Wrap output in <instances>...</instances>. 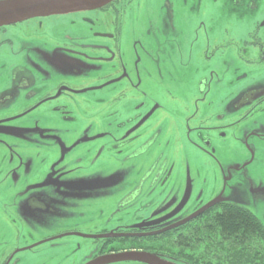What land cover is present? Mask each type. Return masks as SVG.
<instances>
[{
    "label": "rangeland",
    "instance_id": "obj_1",
    "mask_svg": "<svg viewBox=\"0 0 264 264\" xmlns=\"http://www.w3.org/2000/svg\"><path fill=\"white\" fill-rule=\"evenodd\" d=\"M226 1H230V7L224 9L223 0H123L127 10L119 17L120 25L108 17V26L94 25L91 30L90 21L70 15L45 19L41 26L34 19L0 32V179L4 173L18 175L15 183L9 179L0 183V252L9 251L8 243L14 241L16 232L21 234V229L30 231L33 241L56 235L60 230L90 235L102 229L127 228L140 219L166 211L170 205L163 204L159 211L151 212L127 207L117 211L124 190L131 187L140 173L149 174L150 161L156 158L154 148L143 147L126 162L122 155L102 154L93 166L92 155L88 153L94 142L86 140L90 136L85 129H91L90 133L96 136L111 132L108 125L112 117L129 106L127 100L132 105L131 100L139 93H145L147 98L143 110L159 104L152 123L168 125L167 136L170 133L173 136L166 148L164 139L156 145L176 168L165 195L181 190L186 174L183 181L189 180L194 195L202 191L209 201L237 202L251 210L264 225V98L240 103L242 95H249L248 90L264 84V62H259L255 50L239 51L245 40L250 41L248 33L255 30V22H264V0H257L255 13L242 16L232 10L235 5L232 0ZM67 18L71 19L67 27L76 32H69L70 35L79 36L75 40L62 39L58 30L52 28L54 24L65 26ZM99 18L102 21L107 17ZM116 28L120 30L116 41L90 36L92 31L116 34ZM257 35L264 42V25ZM28 38L37 41L27 47ZM55 42L91 46L108 42L105 45L110 48L84 50L94 60L87 59L83 65L90 67L93 63L96 68V71L88 68L84 76H72L67 65H62L64 72L54 69L47 72L49 67L45 63H36L37 67L22 65L19 71L18 65L13 66L23 59L37 62L39 53L52 50L50 45ZM29 50L30 55L25 56ZM113 50L121 61L113 59ZM99 56H109L110 60L100 62L95 59ZM119 62L131 79L140 80L139 88L122 85L123 98H117L110 114V101L119 95V87L103 89L105 96L97 99L99 103H93L102 108H91L92 98L76 99L82 110L75 113L78 124L54 117L56 114L48 106H40L42 95H24L27 86L19 81L20 74L26 75L30 85L41 91L50 89L49 82L60 80L70 85H98L99 80L89 81L105 75L115 78ZM2 90H14L16 94L3 103L1 99L6 96ZM256 92L264 94V87ZM30 105L33 109L27 107ZM208 127H216L215 132L208 131ZM189 128L191 132L186 130ZM202 131L210 134L208 154L194 143L192 133ZM70 133L73 135L68 138ZM171 148L173 152H169ZM58 173L67 174L65 182L97 186L62 185L60 189L58 183L52 185L48 180ZM26 175L49 182L50 185H40L38 189L44 192V202L58 215L51 213L42 218L39 213L32 217L22 214L18 193L21 184L27 181ZM148 188L147 182V192ZM31 191L34 192V186ZM3 220L9 225L5 230ZM54 242L53 246L42 243L21 253L20 264H85L95 247V239L86 236L71 235Z\"/></svg>",
    "mask_w": 264,
    "mask_h": 264
},
{
    "label": "flooded vegetation",
    "instance_id": "obj_2",
    "mask_svg": "<svg viewBox=\"0 0 264 264\" xmlns=\"http://www.w3.org/2000/svg\"><path fill=\"white\" fill-rule=\"evenodd\" d=\"M127 2L129 1H126L125 3ZM232 2L235 4L232 10L235 11L239 16H242L244 14L250 15L252 13H255L257 10V0H232ZM125 3L123 2V0H113L108 4L91 11L76 12V13H70L64 15H54V16H48L42 18H33L13 25L2 26L0 27V32L2 31L4 32L7 27L13 28L17 25L27 23L34 19L38 20L39 26H41L42 24L41 22L45 19L66 17L70 15H73V17L75 18L80 17L83 20L85 19L90 21L91 30L94 28V25L99 26L104 24L105 26H108L110 24L108 17H111L115 23L120 25L119 17L127 10ZM223 4H224V9L230 7V1L223 0ZM100 16L107 18L106 20H103L102 18L101 21L99 18ZM62 19H66V18H62ZM67 20L68 22L66 23L65 26H61L58 24L52 25L53 30L54 31L58 30V36L61 37L62 39L66 38V39L75 40L79 38L78 35L74 37L70 35L69 32L71 33H76V32L71 31L67 27L71 19L67 18ZM262 25H264V22H255V30H253L251 33H248V40L250 41L245 40L242 47L239 49V51L241 52H249L255 50L258 56V60L261 63L264 62V42H262V40L258 38L257 30ZM116 31H117L116 34L107 33L105 31H92L90 36L116 41L115 39L119 36L120 30L116 28ZM27 40H28L26 42L27 47L33 46V42L37 41L36 39H30V38H28ZM60 43L63 44H58L57 42L51 44L50 46L52 47V50L50 51L43 50L42 52H40L39 53L40 57L37 62L29 61L28 59H23V60H18L15 64H13V66L18 65L17 70L19 71L22 65L32 64L35 67H37L38 63H45L49 67V69H47V72L51 71L52 69L56 71L64 72L65 69L62 68V65H67L68 71L72 74V76H84L85 71L89 70L88 68L94 69V71H96V68L93 67L94 66L93 63L91 64L90 67L83 65L87 59L90 61L94 60V58H92L93 56L88 57L87 52L84 50L89 49L90 51L94 52L95 50L102 51L103 48H110L109 46H107L108 42L105 43L107 45L102 43L101 45L94 44L93 46H91V44L78 45L76 43H67V42H60ZM113 46H117V43L114 44ZM30 52L31 51L29 50L25 54V56L30 55ZM112 53L115 55V56L113 55V59L119 58V61H121V56L119 54H116L114 50ZM95 59L100 62L110 60L109 56H99ZM125 69L126 68L123 67V64L119 62V66L115 70V74H114L115 78L113 77L108 78V76L106 75L99 77L97 76L95 77L94 80L89 82L99 80V84L90 85V86H81L76 84L70 85L65 83L66 80H64V82L60 80L57 83L49 82L50 89L41 91L39 88H34L33 86L30 85V83L26 80V75L20 74L19 81L21 82V85L27 86L28 90L24 92V95L28 97H35L38 94L42 95L40 97L41 101L39 102L40 106L42 104L48 106L49 110L53 112V114L54 113L56 114L54 115V117L56 116L58 118H63L67 121H73L78 124V119L75 113L77 112V110H80L81 113L82 110L81 108H78L79 105L75 102L76 99L83 98V100H87V99L89 100V98H92V100H89L90 104L99 103L97 99H100L103 96H105V92L103 89H106L107 87L108 88L113 87L114 90H116L115 87L120 88L122 85L123 86L130 85L133 88H137V89L139 88L140 80L131 79L130 75L125 71ZM263 87L264 84L259 85L257 88H254L251 91L248 90L247 92L249 95L248 96L242 95V97L240 98L241 100L240 103L247 104L250 103L251 101L253 102L254 99L260 100L264 98V94L256 92L258 88H263ZM124 92L125 90L120 88V93L118 92L119 95L114 97L110 101L112 105V110L109 111V114L115 108L114 102L119 97L122 99L123 97L121 95L124 94ZM2 93H4L6 96V97H2L1 99L3 103H6L8 98L16 94L14 90L12 91L2 90ZM145 99H147L145 97V93H139L135 98L131 100L132 105L129 104L130 100H127V105L129 106L125 108L124 111L121 112L120 114L112 117L113 120L108 125L109 130L111 132L108 131L109 133L105 132L103 134L96 136L95 133L94 134L90 133L91 129H85L87 136H90L87 137L86 140L89 141L93 140L94 142V145H92V147L88 149V153H91L92 155V159H90V161L93 163L92 164L93 166L94 163L97 162V159L102 154H107L110 157L111 155H115V156L122 155V160L126 162L130 158H133L136 155H138L141 148L143 147L154 148L153 155L156 158L155 161L154 160L150 161V167L147 169L149 174L146 175V172H144L143 174L140 173L137 176L136 181L131 185V187L125 190L123 189L124 194L121 196V201H123L126 204H124L123 202L118 203L117 211H120L121 209L127 207L132 210L143 211L144 209H146L151 212V211H159L160 207L163 204H167L168 206L170 205L169 207L167 206L168 208L166 209V211L160 215L153 216L152 218L140 219L133 226H129L127 228L117 227L111 230L102 229L99 231H95L94 233H90V235H85L84 233H82L83 234L82 235L76 232V230H60L57 231L56 235H53L51 237H46L41 240L33 241V236H31L30 231L21 229L22 230L21 234L19 235L18 233L19 231L16 232L14 241L8 243L10 245V248L8 247L9 251L5 252L3 249L0 252V259H1L0 264H20V261L22 259V257L20 256L21 253L26 252L28 250H33L34 247L42 243H49V246H53L55 244L54 242L55 239H61L63 237H67L71 235L80 238L81 236H86L89 239H95V242L93 244L95 245L94 252L93 249H91L92 253L90 254L89 258L86 261L87 263L85 264L94 262L104 255L110 253H116V252H123V251H148L159 254L158 251L156 250H149V249L146 250L143 248H135V247H126L125 249L117 250L114 247L113 243H115V241L119 243H125L130 240H139L147 236L162 234L165 231L172 230L173 228L175 229L183 224L180 223L182 220L189 217L194 212L195 213L198 212L200 209H203L205 205H207L209 199H205L203 197L202 191L201 192L198 191L200 194H198L197 192L194 195L191 191L189 180L187 179L183 181V179L186 178V174H184V177L182 179V183H183L182 189L176 190L175 194L172 193L171 195L168 194L165 195L167 187L170 185V179L172 177V174L174 173L176 168L174 164L169 162L168 156L162 153L161 148L156 147V145H158L164 139L163 144L165 145L166 148V145L170 144L173 136L171 133L167 136L166 128L168 125L152 123L154 114L158 109L159 104L154 103L147 109L143 110V107L145 106ZM27 107H31V105ZM33 107H31V109H33ZM90 107L102 108L103 106L96 107L95 104H93L90 105ZM186 130L188 132L192 131L190 128ZM215 130L216 127H208V131H211L212 133L215 132ZM171 131H174V129H171ZM192 134L193 137H195L194 143L200 144L202 149L200 148L199 149L205 151L203 152L204 154H208L211 150L210 134L209 133L204 134L203 131L202 134L201 133H196V134L192 133ZM70 135H73V133H70L68 138H71ZM67 141L69 142V140ZM173 151L174 148H171L169 150V152H173ZM4 175L5 176L2 177V179H0V183L1 180L5 181L6 179H9L12 183L18 181L17 174L4 173ZM55 175L56 177H51L48 180L49 182H51L52 185L58 183L60 189L62 185L67 186L68 188H94L97 186L94 183L75 185L70 182H65L66 180L64 177L67 176L66 173H58ZM26 176H27L26 179L27 181L23 185L21 184V190L18 193L19 195L18 202L19 204H21V207L23 209V211L21 210L22 214L24 213L25 215L32 217L34 213H39L42 215V218L51 213L54 215H58L59 213H54L53 212L54 209L48 206V204L44 202L42 196L44 192L38 189L40 185L42 186L50 185L49 182L40 181V178L34 179L33 177H29L28 175ZM31 179L33 184H30ZM147 182L149 183L148 192H147ZM156 183H158V185ZM33 186H34V192L31 191V187ZM115 198H118V195H116ZM210 207L212 206H209L206 210L210 209ZM175 210H177V212L173 215H170ZM202 212H199L196 215H194L192 217V220L195 217L201 215ZM10 220L14 222L12 218ZM189 221H191V219ZM1 223L4 227V230L9 227V225L6 224L4 220ZM21 223L22 225L24 224L23 219H21ZM17 243H20L21 245H17ZM75 254L76 253H74V255ZM159 256L167 259L166 257H164L165 255L164 256L159 255ZM177 264H193V262H186V263L177 262Z\"/></svg>",
    "mask_w": 264,
    "mask_h": 264
},
{
    "label": "trees",
    "instance_id": "obj_3",
    "mask_svg": "<svg viewBox=\"0 0 264 264\" xmlns=\"http://www.w3.org/2000/svg\"><path fill=\"white\" fill-rule=\"evenodd\" d=\"M113 244L117 250H156L157 255L176 263L264 264V225L248 208L227 200H217L210 209L175 229Z\"/></svg>",
    "mask_w": 264,
    "mask_h": 264
},
{
    "label": "water",
    "instance_id": "obj_4",
    "mask_svg": "<svg viewBox=\"0 0 264 264\" xmlns=\"http://www.w3.org/2000/svg\"><path fill=\"white\" fill-rule=\"evenodd\" d=\"M111 1L112 0H0V26L22 22L35 17H45L88 10L91 11L98 9ZM215 201L208 203L203 209L193 213L180 223H183L197 213L202 212V210L215 203ZM176 212L177 210L173 211L170 215H173ZM118 261H137L144 264H176L155 254L138 251L103 256L89 264H105Z\"/></svg>",
    "mask_w": 264,
    "mask_h": 264
},
{
    "label": "snow or ice",
    "instance_id": "obj_5",
    "mask_svg": "<svg viewBox=\"0 0 264 264\" xmlns=\"http://www.w3.org/2000/svg\"><path fill=\"white\" fill-rule=\"evenodd\" d=\"M262 195H264V194H262Z\"/></svg>",
    "mask_w": 264,
    "mask_h": 264
}]
</instances>
